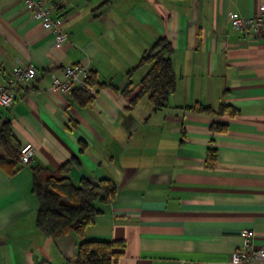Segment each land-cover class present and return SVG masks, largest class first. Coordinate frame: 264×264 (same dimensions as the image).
<instances>
[{
	"label": "crops",
	"instance_id": "1",
	"mask_svg": "<svg viewBox=\"0 0 264 264\" xmlns=\"http://www.w3.org/2000/svg\"><path fill=\"white\" fill-rule=\"evenodd\" d=\"M46 1L68 36L58 45L23 0H0V83L18 62L37 72L30 88L14 90L12 107H0V128L9 120L19 146L35 147L27 166L0 168V264H75L78 237L40 232L32 193L34 168L55 171L72 158L75 185L116 186L83 233L124 244L112 264H262L232 263L231 253L241 230L264 246V33L243 34L228 16L257 15L264 0ZM159 38L173 47L176 89L155 111L146 96L132 100L149 68L139 60ZM72 64L96 81L83 106L50 88ZM194 105L213 113L185 109ZM213 123L226 130L212 134Z\"/></svg>",
	"mask_w": 264,
	"mask_h": 264
},
{
	"label": "trees",
	"instance_id": "2",
	"mask_svg": "<svg viewBox=\"0 0 264 264\" xmlns=\"http://www.w3.org/2000/svg\"><path fill=\"white\" fill-rule=\"evenodd\" d=\"M172 54L173 47L166 38L157 39L151 48L143 53L138 66L147 65L149 68L141 78V89L134 96L132 104L146 96L153 110L167 107L168 98L176 89ZM88 83L92 85L96 84V81L90 78ZM70 96L79 106L86 105L92 99L85 89L72 90ZM185 109L213 113L209 107L202 105L188 106ZM226 109L222 105L217 113H223ZM225 130L223 124L213 123L210 126L212 134ZM0 146L5 151V155L0 154V168L12 175L22 165L19 161L20 146L12 134L9 120L1 125ZM215 161L216 149L210 144L206 163L213 166ZM78 164L77 159L72 158L55 171L40 167L33 169L32 193L37 200L36 227L53 240L68 233L76 234L79 242L75 264H112L124 254V244L119 241L85 240L83 233L101 213L97 204L107 205L115 199L116 186L107 179H102L97 184L81 179L79 185H75L68 173Z\"/></svg>",
	"mask_w": 264,
	"mask_h": 264
},
{
	"label": "built area",
	"instance_id": "3",
	"mask_svg": "<svg viewBox=\"0 0 264 264\" xmlns=\"http://www.w3.org/2000/svg\"><path fill=\"white\" fill-rule=\"evenodd\" d=\"M31 11L35 21L39 22L44 30L53 36L54 44L58 45L67 41L68 36L64 29L63 20L53 17L52 5L46 0H23ZM229 23L233 28L243 34L264 33V5H261L257 15L240 17L236 14L228 16ZM37 75L35 67L30 63L18 62L11 70L9 78L0 83V107L10 108L14 104V90L17 87L30 88L31 82ZM89 76L88 67L82 64L65 65L60 74L53 75L51 89L58 93L70 94L77 87L85 89L90 95L95 93L94 88L87 82ZM35 152L31 143L20 147V164L27 166ZM243 245L231 253V262H260L264 264V246H254L252 243L253 233L249 230H241Z\"/></svg>",
	"mask_w": 264,
	"mask_h": 264
}]
</instances>
